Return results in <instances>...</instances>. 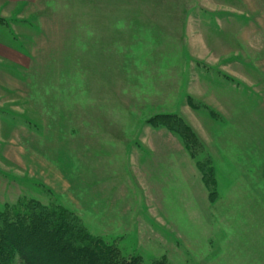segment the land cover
<instances>
[{
    "label": "rangeland",
    "instance_id": "374dc122",
    "mask_svg": "<svg viewBox=\"0 0 264 264\" xmlns=\"http://www.w3.org/2000/svg\"><path fill=\"white\" fill-rule=\"evenodd\" d=\"M260 2L36 0L33 17L25 20L36 26L29 37L34 41L31 58H53L59 63L70 58L74 78L61 83L59 76L70 71L62 67L58 76L49 66L36 67L39 61H35L26 74L29 95L22 113L0 100V118L7 120L0 126V208L23 196L65 206L78 213L92 233L116 242L125 255H139L147 264L155 260L233 264L240 259L245 248L240 209L243 188L253 193L250 202L264 204V131L257 122L258 100L254 94L248 99L237 94L248 90L240 74L257 72L246 60L254 45L243 44L241 39L258 33ZM7 20L6 31L27 28L25 22L13 26L15 19ZM86 28H92L86 35L88 41L75 42L78 32L86 33ZM8 36L11 40V35L0 33L5 40ZM68 41L72 49L66 55ZM57 43L64 51L53 56L49 50L57 48ZM82 59L98 64L82 69ZM106 77L115 80L110 83ZM115 86L119 99L110 98ZM213 93L228 107L222 120L210 117H218L208 105ZM67 94L72 98H66ZM194 101L205 107L194 108ZM162 113L177 114L198 134L204 149L198 150L195 159L179 135L148 122ZM162 131L181 143L193 167L186 168L183 186L178 179L181 172L171 165L160 169L152 161L155 153L146 148L152 134ZM85 138L102 142L103 151L113 138L124 146L123 154L116 150L108 155L120 157L118 173L123 169L136 201L120 232H108L107 226L95 220L98 214L93 209L85 206L79 211L70 192L60 185L69 182L79 198L96 197L91 192L98 183L88 182L90 163L80 145ZM89 151L97 155L98 148ZM14 152L16 157L18 153L24 156L26 172L4 158ZM196 161L214 167L215 201H210ZM16 176L24 179L19 181L22 195L18 186L3 195L2 184ZM188 178L198 179L203 186L209 198L207 212L195 200V182ZM89 201L92 206L97 202Z\"/></svg>",
    "mask_w": 264,
    "mask_h": 264
},
{
    "label": "crops",
    "instance_id": "0c3cea01",
    "mask_svg": "<svg viewBox=\"0 0 264 264\" xmlns=\"http://www.w3.org/2000/svg\"><path fill=\"white\" fill-rule=\"evenodd\" d=\"M35 2L36 0H0V17L11 20L15 19L13 26H21L20 24H22L23 22H25V24L27 25V28L25 30L20 28L17 29V33H15L11 32L10 30H7V32L5 29L6 26L0 24V33L3 35H11V40L10 36H8V40L0 38V100H3L1 102L3 104L7 103L10 104L11 107L13 106L12 109L17 108L14 110L15 112L17 111V114H21L22 112L19 111L25 109L24 106L22 107V103H26V99L28 98L27 95H29L27 94L26 83L28 81L26 79V74L27 71H30L31 67H35V61H39L37 62L36 67H40L44 64L45 66H49L50 70H54L57 74L59 72V69H61L62 67H65V69L67 70L66 72L70 71V73H67V75L65 76H59L58 74L61 79V83H70L73 80L72 78H74L73 70H69L74 64L73 60L70 58L63 60V64L61 61L59 63V60L53 58L44 61L31 58V56H34V54L32 53V44L34 43V41H32V43L30 41V39L32 40V38L29 39V37L33 36L34 33L32 31L34 27V30L36 29V26L35 24H29L25 20L33 17L34 14L31 12V10L34 8L36 4ZM258 10V16L260 20L258 33L252 37L251 35H248L247 37L244 36L241 39L243 44H250L252 46L254 45V47L251 48L252 54L250 58H246V60L249 62L251 61L252 65L255 66L257 72L254 76H250L249 74H240L239 77L241 78L242 82L247 85L248 90L241 91L237 94H241V97L245 99H248V97H250L252 94L257 96V122L259 130L264 131V0H262V2L258 4ZM93 30L95 31V28H93ZM91 31L92 28H86L83 29V32L86 33L78 32L77 35L80 36L75 38V42L80 39L83 41H88V37L86 35H89ZM48 43L52 45L51 42ZM67 44L68 46L65 45L66 50L64 51L62 50L63 46L60 44L58 45L57 43V48H55L59 50L51 47L49 50V54L54 56V53L56 54L58 51H64L66 52V55L69 54L72 49L69 45L72 44L69 41ZM51 50L53 51L51 52ZM82 60L80 62L82 69H84V66L86 68L88 65L94 66L98 64L96 60H91V62L90 60ZM106 78L110 83L114 82L115 80H112V78L110 77ZM70 79L72 80L68 81ZM51 80L55 83L57 82V80ZM100 81L101 78H99V82ZM231 82L233 83L232 80ZM250 87L252 89L254 88L255 90L253 89L251 91L249 89ZM113 92L114 94L111 93L110 98L115 99V97H117L119 99L121 95L116 86ZM212 95L213 96L210 98V102L208 105L218 114V117H210L215 120H222L221 114L223 113V111L224 113H228V107L227 105L226 107L221 105L219 101L214 98V93ZM66 98L72 97L67 94ZM11 100L13 101L11 102ZM16 104L20 106V108H18V106L15 107ZM23 114L26 115L25 112ZM229 114H233V109L229 108ZM6 124L7 120L5 118H0V126L4 127ZM152 135L153 138L149 139V141L146 142V148L148 149L149 153H155L154 156L152 155V161L154 163H158V167L162 170L166 169V166L167 168H169L168 165L176 168L182 174L181 177H178L181 185H185L187 182L186 168H188L190 171V169L193 167L190 165L191 163L187 158V153L184 147L177 139L170 136L166 131H162L161 133L159 132L157 134L153 133ZM18 136L19 138H21L20 129ZM21 140L23 141V139ZM108 143L109 144L107 145V151H103V144L99 140H90L89 138H85L83 139V141H81L80 144L82 147H84L85 155L83 156L86 157L88 163H90V168H88L89 179L87 177L88 182L91 181L93 184L98 183V185L95 186L94 192H91L93 196L96 197L85 198L86 200L83 197L79 198V195L71 192L72 189L70 188L69 182L65 183L62 177H60V180L63 181V184L60 185L63 186L65 190L70 192L73 201L75 200V203L78 205L77 209L79 211L83 212L85 206L93 209L94 213L98 214V217L95 218V220L98 223L107 226L109 228L108 232H120L121 228L124 227L123 224L127 213L133 209V206L136 205V201H134V197L132 196L133 193L130 189L129 182L124 179L125 176L123 173V169L118 173V163L120 157L115 158L113 156H108L109 154L114 153L116 150L123 154L124 146L115 138L109 140ZM92 147L98 148L97 155H94L89 151ZM22 151H24V149ZM100 153L102 155H100ZM4 158L8 159V162L14 164V166H20L18 168L19 171H21L22 169L26 172L25 159L23 155H20V153L17 154V157L15 156V152L12 154L7 153ZM186 165L188 166L186 167ZM59 175L57 172L56 177H58ZM24 177L25 175L22 176V178ZM192 177L193 175L191 176V178ZM22 178L16 176L12 178L15 179L14 181L10 180L2 184L3 195H9L10 191L13 192L15 186H18V188H20L19 193L22 195V190L19 185V181H21ZM191 178H188V180H193L195 182V190H193L195 191V200L199 202L204 207V211L207 212L209 209V204H207L209 202V198L207 197L203 186L200 185L199 180ZM23 180L24 179H22V181ZM147 183L151 185L150 182ZM152 186H154L153 183ZM242 196H245L243 198V202L240 205V209L244 214L242 215L241 222L242 229L245 228L244 234H242L243 244L245 248L244 254H242L240 259H234L233 264H264V204H262L261 202H250L253 193H251L246 188H243ZM91 199L97 200V202L93 201L94 203L92 204H95L94 206L89 205V200ZM85 201H87V205L84 203Z\"/></svg>",
    "mask_w": 264,
    "mask_h": 264
},
{
    "label": "trees",
    "instance_id": "16d2710c",
    "mask_svg": "<svg viewBox=\"0 0 264 264\" xmlns=\"http://www.w3.org/2000/svg\"><path fill=\"white\" fill-rule=\"evenodd\" d=\"M10 21L0 17V24ZM194 108L205 105L194 101ZM149 123L179 135L186 150L196 158L204 149L198 134L180 116L162 113ZM208 162L196 161L210 201L216 200L217 178ZM155 260L150 264H165ZM0 264H147L139 255H125L116 242L92 233L81 216L62 205H46L41 200L23 196L0 208Z\"/></svg>",
    "mask_w": 264,
    "mask_h": 264
}]
</instances>
